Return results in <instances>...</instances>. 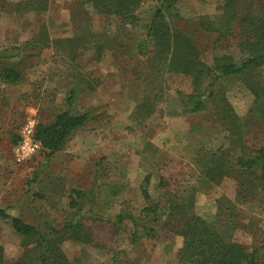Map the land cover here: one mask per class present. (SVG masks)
Returning a JSON list of instances; mask_svg holds the SVG:
<instances>
[{
	"label": "rangeland",
	"instance_id": "obj_1",
	"mask_svg": "<svg viewBox=\"0 0 264 264\" xmlns=\"http://www.w3.org/2000/svg\"><path fill=\"white\" fill-rule=\"evenodd\" d=\"M140 1L142 20L137 24L98 14L83 0H0V51L36 44L14 59L25 60L23 83L33 88L31 100L22 95L21 106H35L33 115L47 122L65 108L69 91L80 83L86 91L74 108L93 115L90 128L50 159L40 153L18 165L11 154L0 151V209L31 224L59 225L77 213L70 208L71 191L81 190L89 195L94 191V203L87 199L80 216L138 214L147 206L141 186L150 176L153 198L164 195L167 200L168 194L185 192V197L194 196V212L205 221L240 217L232 239L264 262V196L254 178L233 165L241 144L252 150L264 142V111H258L253 91L264 89V68L221 81L207 112L186 113L176 91L190 92V78L169 74L170 57H157L151 47L147 57L139 54L148 22L161 8L159 0ZM226 2L178 0L163 10L167 26L183 33L208 67L225 55L236 62L245 59L240 43L247 34L241 23L246 3L241 0L229 10ZM253 2L264 20V0ZM225 109L239 121L232 125L219 116ZM7 118L22 124L27 116L13 112ZM215 170L224 173L212 176ZM162 179L169 186L160 190ZM166 219L137 245L131 243V225L115 233L112 226L99 223L87 225L95 243L67 241L62 248L77 264H179L183 220ZM0 248L6 264L25 251L10 220L0 219Z\"/></svg>",
	"mask_w": 264,
	"mask_h": 264
},
{
	"label": "trees",
	"instance_id": "obj_2",
	"mask_svg": "<svg viewBox=\"0 0 264 264\" xmlns=\"http://www.w3.org/2000/svg\"><path fill=\"white\" fill-rule=\"evenodd\" d=\"M83 1L90 3L98 14L104 16L114 15L127 23L136 22L139 24L142 20L137 11L140 0ZM176 1L178 0H159L161 8L154 11L148 22L149 33L143 45L138 46L139 54L147 57L151 47L157 57H170V64L166 67L168 73L190 78L192 81L193 88L190 92L176 91V96L183 103L185 112L188 114L204 113L209 110L216 95V87L221 81L264 68V20L253 0H245L246 10L243 11L246 12V16L242 18L241 23L246 26L242 28L245 29L244 32L247 31V34L242 35L240 43L245 59L236 62L233 56L225 55L215 58L214 67H208L198 57L195 45L183 33L176 29L171 30L165 23L163 10L172 8ZM239 1L241 0H227L225 6L229 10L233 9ZM43 41L39 40L40 43ZM35 45L34 42H28L23 47L0 51V85L17 86L24 82L22 66L25 65V60L23 58L21 60L14 59L23 51L33 47L35 49ZM83 78L81 79L85 81ZM206 80L209 83L202 88ZM79 84L72 86L63 110L47 119V122L42 121L41 118L37 120L36 139L41 143L42 151L48 159L62 152L78 132L89 129L93 123L92 112H79L74 108L80 94L86 91ZM253 91L258 98V111H264V89H253ZM12 113L13 111L10 112V115ZM219 116L231 120L232 125L239 121L227 109ZM8 120V129L4 130V133H8L11 137V148L14 149L21 141L19 131L24 123H17L12 118ZM236 130L234 126L231 132L235 134ZM238 133L241 137V129L238 130ZM240 146L239 152L234 156V168L248 173L250 177L254 178L255 187L259 188L264 196V142L258 149H246L243 144ZM225 168L227 169L226 165ZM219 172L224 173V171L215 170L211 174L216 176ZM203 179H205L204 176ZM150 180V176H147L141 186L147 206L138 214L132 211H123L114 219L97 215L80 216L83 210L82 204L87 199L93 205L94 191L90 195L86 191H71L70 208L78 209L77 213H71L66 221L59 225L49 222L38 225L31 224L23 218L11 216L7 214L6 210L0 209V219L10 220L13 230L23 239L25 247L23 255L13 264H77L78 261L73 263L68 260L62 246L67 241L84 245L95 243V234H92L90 225L107 223L113 227L115 233L121 226L131 225L134 229L131 243L137 245L145 237L155 232L154 226H157L163 217H167L166 220L170 223L180 217L183 220V230L185 231H181L180 235L184 238V247L179 252V264H264L259 259L257 252L249 251L245 245L232 239V231L240 224V217L237 215L220 217L218 223L205 221L194 212V196L188 198L185 197V192L177 191L174 194H168L167 200L163 199L164 195L153 198L149 191ZM168 186L166 179L160 181V190ZM90 211L92 212V210ZM222 231L224 234L226 233V237ZM227 232L229 233L227 234ZM0 264H6L1 248Z\"/></svg>",
	"mask_w": 264,
	"mask_h": 264
},
{
	"label": "crops",
	"instance_id": "obj_3",
	"mask_svg": "<svg viewBox=\"0 0 264 264\" xmlns=\"http://www.w3.org/2000/svg\"><path fill=\"white\" fill-rule=\"evenodd\" d=\"M0 85V130L6 126L8 122V114L10 112H17L20 116L26 115L27 118L33 117L35 115L34 112H37L38 110L35 108V106L30 105V103H27L25 106L22 107V95L24 94V98L27 100H31L30 97H28V94L33 93V88L31 87V84L23 83L21 86H4ZM1 132V131H0ZM0 151L4 155V153L8 155H12L13 162L15 163L14 156H13V149L11 137L8 135V133H0ZM0 152V156H2ZM58 154V153H57ZM152 196V195H151Z\"/></svg>",
	"mask_w": 264,
	"mask_h": 264
},
{
	"label": "built area",
	"instance_id": "obj_4",
	"mask_svg": "<svg viewBox=\"0 0 264 264\" xmlns=\"http://www.w3.org/2000/svg\"><path fill=\"white\" fill-rule=\"evenodd\" d=\"M36 116L25 120L20 129V143L13 149V156L16 164L25 165L36 158L42 151V145L36 139Z\"/></svg>",
	"mask_w": 264,
	"mask_h": 264
}]
</instances>
